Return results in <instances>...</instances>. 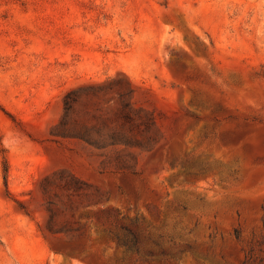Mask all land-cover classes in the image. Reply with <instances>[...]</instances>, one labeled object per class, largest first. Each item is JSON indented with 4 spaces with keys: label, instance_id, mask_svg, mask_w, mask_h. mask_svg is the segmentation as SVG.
<instances>
[{
    "label": "rangeland",
    "instance_id": "374dc122",
    "mask_svg": "<svg viewBox=\"0 0 264 264\" xmlns=\"http://www.w3.org/2000/svg\"><path fill=\"white\" fill-rule=\"evenodd\" d=\"M114 78L133 170L57 133ZM0 264H264V0H0Z\"/></svg>",
    "mask_w": 264,
    "mask_h": 264
},
{
    "label": "trees",
    "instance_id": "16d2710c",
    "mask_svg": "<svg viewBox=\"0 0 264 264\" xmlns=\"http://www.w3.org/2000/svg\"><path fill=\"white\" fill-rule=\"evenodd\" d=\"M82 89L87 90L84 101L81 89H72L65 95V112L57 133L82 139L98 149L99 155H106L104 165L114 163L117 169L133 170L132 159L127 158L132 156L130 149H152L158 141L153 116L143 107L135 106L134 88L128 79L114 78ZM101 91L111 93L107 102H115L106 113L99 112L96 106Z\"/></svg>",
    "mask_w": 264,
    "mask_h": 264
}]
</instances>
